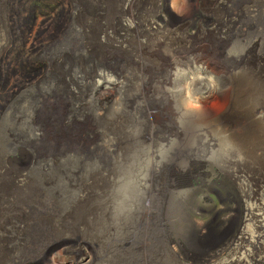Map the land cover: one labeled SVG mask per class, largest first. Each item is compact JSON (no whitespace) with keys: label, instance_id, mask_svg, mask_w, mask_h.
Returning <instances> with one entry per match:
<instances>
[{"label":"rangeland","instance_id":"374dc122","mask_svg":"<svg viewBox=\"0 0 264 264\" xmlns=\"http://www.w3.org/2000/svg\"><path fill=\"white\" fill-rule=\"evenodd\" d=\"M252 1L0 0V264H223L264 183Z\"/></svg>","mask_w":264,"mask_h":264},{"label":"built area","instance_id":"2783aa9c","mask_svg":"<svg viewBox=\"0 0 264 264\" xmlns=\"http://www.w3.org/2000/svg\"><path fill=\"white\" fill-rule=\"evenodd\" d=\"M244 188L249 193L239 199L236 230L218 250L223 264H264V183L254 181Z\"/></svg>","mask_w":264,"mask_h":264},{"label":"bare ground","instance_id":"6f19581e","mask_svg":"<svg viewBox=\"0 0 264 264\" xmlns=\"http://www.w3.org/2000/svg\"><path fill=\"white\" fill-rule=\"evenodd\" d=\"M254 1V0H253ZM252 1V2H253ZM264 1V0H263ZM258 3V2H257ZM263 3V2H262ZM245 4V3H244ZM259 4V3H258ZM260 6H262V5H260ZM263 8V7H262ZM264 9V8H263ZM255 10L256 11H254V12H259L260 11V8H258V7H255ZM245 12V11H244ZM262 12H264V10H262ZM247 13V12H246ZM252 14V13H251ZM250 15V14H249ZM259 15V14H258ZM262 15H263V13H262ZM257 16V15H256ZM259 17V16H258ZM262 18V17H261ZM257 23V22H256ZM255 23V24H256ZM259 23V22H258ZM254 25V24H253ZM252 25V26H253ZM258 25V24H257ZM255 26V25H254ZM260 26H263V25H260ZM264 28V27H263ZM249 29V28H248ZM257 29V28H256ZM253 30H254V28H253ZM260 31H261V29H260ZM248 78V77H247ZM238 80V79H237ZM253 81V80H252ZM261 84V83H260ZM233 85V88H234V100H236L235 102H237V104H235L236 106H234L233 107V113H231V116H233L232 117V119L235 121V120H241V118H247L246 119V122H247V125L244 127V128H247V130H248V135H242V136H237V137H235L236 138V142H238V143H240L241 144V146L243 147H245V149H248L247 150V152L249 151L250 153L251 152H253V151H255V150H253V148L254 147H252V146H254L255 145V143H258L259 142V145H261V143L263 142V140H264V136L263 135H261V131L259 132V130H257V129H255V127H253L252 126V124L250 123V120L251 119H249L248 118V116L246 117V115H244V110H240V108H238V107H240V105H241V101H243V100H245V99H249V98H251L252 96H256V94L257 93H260V92H258L259 90H260V87H259V85H258V82H251L250 80H245V78L244 79H242V80H238V81H234V84H232ZM264 87V86H263ZM262 87V88H263ZM264 89V88H263ZM260 94H262V93H260ZM256 97H258V95L256 96ZM261 97V96H260ZM253 100V99H252ZM247 101V100H246ZM240 103V104H239ZM246 111V110H245ZM250 115V114H249ZM236 117V118H235ZM228 121H226L225 120V122H226V124H227V122H230V120L231 119H227ZM214 121V120H213ZM219 121V120H218ZM225 122H223V123H225ZM245 122V123H246ZM231 124V123H230ZM229 124H227L226 126H228ZM225 126V125H224ZM229 127V126H228ZM232 127V126H231ZM253 127V128H252ZM77 139V138H76ZM79 141V140H78ZM77 141V142H78ZM80 143V142H79ZM254 144V145H253ZM70 146V145H69ZM76 146V145H75ZM82 146V145H81ZM83 147V146H82ZM86 147V146H85ZM89 147V146H88ZM243 147V148H244ZM84 148V147H83ZM252 148V149H251ZM76 149V148H75ZM86 149V148H85ZM89 150V149H88ZM56 151V150H55ZM60 152V151H59ZM74 152V151H73ZM50 153V152H49ZM76 153V152H75ZM79 153V152H78ZM93 153V152H92ZM91 153V154H92ZM81 154V153H80ZM86 154V153H85ZM51 155V154H50ZM87 157H88V155H87ZM22 170V169H21ZM35 218V217H34ZM35 240V239H34ZM38 241V240H37ZM39 242H41V241H39ZM33 243V242H32ZM38 243V242H37ZM32 246V245H31ZM30 246V247H31ZM33 247V246H32ZM37 248V247H36ZM40 248V247H39ZM28 249V248H27ZM38 249V248H37ZM36 249V250H37ZM31 250V249H30ZM33 250V249H32ZM35 250V251H36ZM43 250V249H42ZM34 251V252H35ZM39 251H40V249H39ZM70 251V250H69ZM29 252V251H28ZM33 252V251H32ZM78 252V251H77ZM39 253V252H38ZM43 253V252H42ZM41 254V253H40ZM32 255V254H31ZM35 255V254H34ZM42 255H44L43 256V258H45L46 256H48V253L46 252V253H44V254H42ZM33 256V255H32ZM41 256V255H40ZM39 256V257H40ZM35 257H37V255L35 256ZM31 258V257H30ZM41 258V257H40ZM40 258H38V260L40 259ZM31 260V259H30ZM37 260V259H36ZM49 260V259H48ZM13 261V260H12ZM46 263H48V264H50L49 262H46ZM53 264H56V263H53ZM57 264H59V263H57Z\"/></svg>","mask_w":264,"mask_h":264}]
</instances>
